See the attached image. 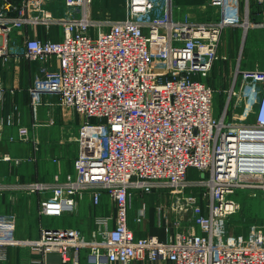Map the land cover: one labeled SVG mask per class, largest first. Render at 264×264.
<instances>
[{
    "label": "built area",
    "instance_id": "2783aa9c",
    "mask_svg": "<svg viewBox=\"0 0 264 264\" xmlns=\"http://www.w3.org/2000/svg\"><path fill=\"white\" fill-rule=\"evenodd\" d=\"M53 1L57 8L48 7ZM210 2L221 8L214 22L193 20L174 0H125V18L115 21L93 17V0H1L0 57H9L13 34L26 26L61 27L60 40L24 35L19 54L42 64L30 89L33 105L57 94L85 122L75 174L0 188L40 194V214L50 216L76 212L84 193L95 206L107 194L116 214L98 215L91 238L76 228L42 227L38 239L17 237L14 216L0 214V261L8 247L20 246L43 256L57 252L65 264H264L262 229L247 238L227 233L228 218L240 208L232 195L251 188L264 198V71L238 69L232 111L228 100L214 115L215 88L202 78L222 57L221 31L239 25L241 12L239 0ZM255 2L253 24L264 25V0ZM249 20L248 10L246 27ZM18 133L32 139L25 125ZM190 169L199 176L190 179ZM167 188L177 231L167 240L136 237L130 199Z\"/></svg>",
    "mask_w": 264,
    "mask_h": 264
},
{
    "label": "crops",
    "instance_id": "0c3cea01",
    "mask_svg": "<svg viewBox=\"0 0 264 264\" xmlns=\"http://www.w3.org/2000/svg\"><path fill=\"white\" fill-rule=\"evenodd\" d=\"M210 1L176 0L175 3L182 6L184 12L189 13L193 20L206 22L200 19H214L219 16V7L211 5ZM253 6L254 0H240V12L247 13L249 10L251 19L258 17ZM48 7L57 8L58 5L53 1ZM60 9L62 10V7ZM256 27L253 29L261 27V71H264V25ZM26 34L53 40L62 37V29L57 25H52L49 29L42 25L35 28L26 26L13 34L12 53L9 57H0V120L3 122L0 126V186L13 185L18 181H52L55 175L63 180L67 175L75 174L74 162L79 152L78 142H74V126L81 125L80 118L75 116V121L67 119V108L60 104V98L55 94L45 97L38 106L33 105L30 89L38 78L42 64L19 54L24 49ZM250 37L248 35L245 38L243 45L248 41L249 46L252 42ZM241 55L242 60L239 59L238 66L236 65L229 75V79L232 78L230 86L237 70L244 71L243 52ZM11 115L14 123L8 124L7 119ZM23 124L30 129L32 139L29 141L18 138L19 126ZM170 197L167 190L159 189L148 194H135L131 198L128 224L136 237L154 235L161 240H167L175 232L171 223L172 217H169L172 212H165L163 206V203L170 201ZM40 200L38 193L0 188V214L14 216L13 224L17 237L38 239L41 236V228L47 226L76 228L83 230L86 237L91 238L92 231L96 229L98 215L114 218L116 214L115 204L107 194H103L100 204L95 206L90 193H84L79 199L77 211L61 216L40 214ZM141 211L144 215L138 220ZM113 223L112 220L111 225ZM86 253V250L80 252L82 262L86 261ZM40 260L43 264H65L57 252H49L43 256L34 248L20 246L8 247L6 258L1 260L0 264H38ZM128 264L174 263L165 260L135 259Z\"/></svg>",
    "mask_w": 264,
    "mask_h": 264
},
{
    "label": "rangeland",
    "instance_id": "374dc122",
    "mask_svg": "<svg viewBox=\"0 0 264 264\" xmlns=\"http://www.w3.org/2000/svg\"><path fill=\"white\" fill-rule=\"evenodd\" d=\"M239 3H240V0H239ZM253 7L255 9L257 7L255 0H254ZM125 10H126L125 0H93V4L91 8L93 17L102 18L105 21H115V20H120L121 18L122 19L125 18ZM218 10H219V16L215 17L214 19L207 18V20H204V19H200V20L206 21V22L216 21L217 18L218 19L220 18L221 8L219 7ZM246 15H247L246 12L241 13V16H240L241 21L239 25H229L221 31L220 44H219L218 51H219L220 56L226 57V58L224 59L221 57L220 61L217 62L216 66L212 68L210 73L206 75L204 78H202L204 82H207L208 84H210L211 86L215 88L213 104H214V115L216 117L218 116L220 117V114L223 111V109L226 107L228 100H229V112L232 111L234 107V96L230 97V92L236 85L232 83V85L230 86L229 82L231 81L232 78L229 79V75L231 71L234 70L238 62H240L239 59L242 60L241 52H243V66H244V67L242 66L243 67L242 70L244 71H257L258 70L259 72L261 71V27H259L260 29H253L256 27V25L253 24V20L250 17H249L250 19L249 21L251 22V24H248V26L246 27L245 26ZM247 30H248V33H246ZM246 35L251 36L250 39L252 40V42L249 43V46H247L248 41L244 43L243 45V42L246 41L245 39L247 37ZM60 39L61 38H57L53 40H60ZM159 50H160V47H159ZM234 79H233V82H234ZM55 95L59 97V95L57 94ZM63 107L67 108V111H68L67 119L71 118V120L73 119L75 121L76 119L74 117L76 116L80 118L81 125L83 122H85V116L80 114L78 111L68 108L66 106H63ZM23 125L27 126L26 124H23ZM81 125H79V127L74 126V135H75L74 142L75 143L79 142L78 141L79 140V130H80ZM78 149H79V143H78ZM198 176L199 174L197 170L195 169L189 170L188 177L190 179H195ZM154 190H159V189H154ZM154 190H152V192ZM166 190L169 192L171 197H170V201L168 200L166 201V203H163V206H165V208L164 207L163 208L165 212L167 210L169 212H173L171 211L172 192L170 191V188L169 189L167 188ZM24 191L29 193L27 190H24ZM253 192L254 190L251 188H244V189L238 190L236 195H232V197H235L236 199L239 200L240 208L236 213L232 214L228 218L227 233L229 235L247 238L250 235V231L254 227H256L257 229H262L264 232V198L261 197L260 195L259 196L252 195ZM256 192H258V194L259 193L262 194L260 190H256ZM139 193L140 192L137 191L136 193H134V195L139 194ZM172 215L173 213L169 217L171 218ZM45 227L46 228H59V227H47V226ZM170 228H168V230ZM174 228H175V231H177V227H174ZM82 232L84 231L82 230Z\"/></svg>",
    "mask_w": 264,
    "mask_h": 264
},
{
    "label": "water",
    "instance_id": "95a60500",
    "mask_svg": "<svg viewBox=\"0 0 264 264\" xmlns=\"http://www.w3.org/2000/svg\"><path fill=\"white\" fill-rule=\"evenodd\" d=\"M0 4H1V0H0Z\"/></svg>",
    "mask_w": 264,
    "mask_h": 264
}]
</instances>
